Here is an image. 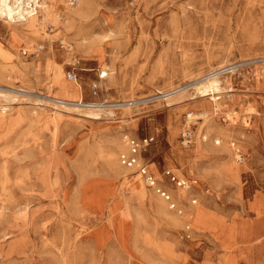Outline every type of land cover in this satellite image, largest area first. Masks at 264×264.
<instances>
[{"label": "rangeland", "instance_id": "obj_1", "mask_svg": "<svg viewBox=\"0 0 264 264\" xmlns=\"http://www.w3.org/2000/svg\"><path fill=\"white\" fill-rule=\"evenodd\" d=\"M40 2L0 13V264H217V216L264 223V0Z\"/></svg>", "mask_w": 264, "mask_h": 264}, {"label": "bare ground", "instance_id": "obj_2", "mask_svg": "<svg viewBox=\"0 0 264 264\" xmlns=\"http://www.w3.org/2000/svg\"><path fill=\"white\" fill-rule=\"evenodd\" d=\"M26 1H28L27 7L24 6L25 0H21L20 2L19 0H16V5H13L14 3L10 4L8 0H0V13L5 17H8L12 21H15L16 18L19 19L21 17L25 18L26 15H29V17L33 18L34 14L37 13L36 11L37 7L38 6L41 7L42 4L40 0H26ZM100 75L102 77L106 76L108 75V72L102 69L100 71ZM76 78H70V79L74 80ZM208 79L209 82L208 84L206 83L207 85L202 90V93L204 95H208V94L211 95V99L214 102L219 101L220 96L217 94L219 90V80L217 78V73L212 74ZM59 81H60L59 83L60 86L58 88L59 92L65 97L64 99H58L59 103L63 105H74L83 108L85 107L91 108L93 106V105L90 106L91 104L88 106L81 99V97L83 96L84 88L78 81H76L75 83H69L67 80L63 79L62 77H59ZM77 96H79L80 98L75 99ZM214 111L215 113L218 114L216 108L214 109ZM225 113H226V117L229 120L231 119L234 121L236 117L235 114H237L238 111L232 110V111H227ZM189 114L198 116L197 113H189ZM201 114H202L201 118L208 116V112H203ZM217 142L220 141L217 140ZM230 142H231V146H234L233 149L235 152L234 153L235 157L238 158V161L239 160L244 161L245 154L243 153L241 148L235 146L236 142L233 141ZM126 143L128 144L129 142L126 141ZM146 178L148 179V181H151V184L155 183L153 181L152 175H147ZM181 187H186V186H181ZM187 213L189 215L191 214V216L194 217V224L196 226L206 224V226L209 227L211 224L210 225L207 224L206 222L207 219L211 223H213L212 222L213 218L209 216L208 213L205 212L200 206L194 208V210L189 209ZM217 245H219L223 250L222 259L220 261H217V264H254V262L260 264L258 262L259 258L253 260L249 257H245L243 254V249L249 246L260 247L261 245V248L264 247V223L257 222V223L240 226L237 223L229 224L217 216ZM182 263L185 264L184 261ZM59 264H69L68 259L65 256L61 257L59 260Z\"/></svg>", "mask_w": 264, "mask_h": 264}, {"label": "built area", "instance_id": "obj_3", "mask_svg": "<svg viewBox=\"0 0 264 264\" xmlns=\"http://www.w3.org/2000/svg\"><path fill=\"white\" fill-rule=\"evenodd\" d=\"M68 77L70 78H76V74L75 73H68ZM191 131L190 129L186 128L182 131V136H181V144L186 147V146H189L190 143H191ZM131 149H132V152H135L136 151V147H137V144H135L134 141H131ZM124 162H126L128 165H132L133 163L136 162V159L135 157H130L128 158L127 160H124Z\"/></svg>", "mask_w": 264, "mask_h": 264}, {"label": "crops", "instance_id": "obj_4", "mask_svg": "<svg viewBox=\"0 0 264 264\" xmlns=\"http://www.w3.org/2000/svg\"><path fill=\"white\" fill-rule=\"evenodd\" d=\"M215 113V111H214ZM170 197V196H169ZM168 197V198H169ZM187 219L189 220V222L194 224V217L191 216V214L189 215L188 213H186ZM254 264H257L256 262H254Z\"/></svg>", "mask_w": 264, "mask_h": 264}]
</instances>
